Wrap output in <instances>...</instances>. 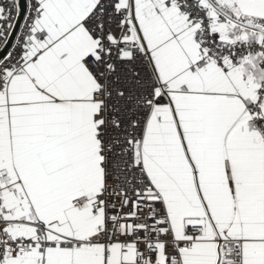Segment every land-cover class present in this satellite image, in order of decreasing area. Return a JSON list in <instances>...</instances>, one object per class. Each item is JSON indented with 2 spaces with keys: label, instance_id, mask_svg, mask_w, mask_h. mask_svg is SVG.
Listing matches in <instances>:
<instances>
[{
  "label": "snow or ice",
  "instance_id": "snow-or-ice-1",
  "mask_svg": "<svg viewBox=\"0 0 264 264\" xmlns=\"http://www.w3.org/2000/svg\"><path fill=\"white\" fill-rule=\"evenodd\" d=\"M0 264H264V0H0Z\"/></svg>",
  "mask_w": 264,
  "mask_h": 264
}]
</instances>
